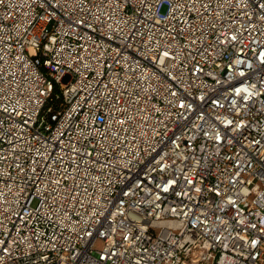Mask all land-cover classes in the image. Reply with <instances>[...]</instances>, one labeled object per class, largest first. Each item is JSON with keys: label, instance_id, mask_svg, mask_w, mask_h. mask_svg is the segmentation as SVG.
Instances as JSON below:
<instances>
[{"label": "built area", "instance_id": "1", "mask_svg": "<svg viewBox=\"0 0 264 264\" xmlns=\"http://www.w3.org/2000/svg\"><path fill=\"white\" fill-rule=\"evenodd\" d=\"M0 264H264V0H0Z\"/></svg>", "mask_w": 264, "mask_h": 264}]
</instances>
